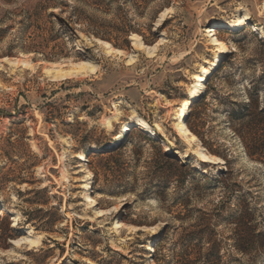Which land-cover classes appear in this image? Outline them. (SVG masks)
I'll list each match as a JSON object with an SVG mask.
<instances>
[{"label":"rangeland","instance_id":"rangeland-1","mask_svg":"<svg viewBox=\"0 0 264 264\" xmlns=\"http://www.w3.org/2000/svg\"><path fill=\"white\" fill-rule=\"evenodd\" d=\"M205 254L264 264V0H0V264Z\"/></svg>","mask_w":264,"mask_h":264},{"label":"bare ground","instance_id":"bare-ground-1","mask_svg":"<svg viewBox=\"0 0 264 264\" xmlns=\"http://www.w3.org/2000/svg\"><path fill=\"white\" fill-rule=\"evenodd\" d=\"M243 21H244L243 18L239 17V18H237V19H235V20H233L231 22L234 23L235 25H241V24L244 23ZM211 37H212V41H213L212 45L217 46V48H218L216 50V55H217V58H218L224 53L225 45L220 39H218L216 37V32L214 30H212V32H211ZM99 42H101V41H99ZM196 80H197L198 84L191 88L190 95H194L196 92H198L199 89L202 88V83L201 82L203 81V79H202L201 75H198ZM190 104L191 103L188 101V99L183 100L182 104L180 105V108H178V112H180V113L177 114L176 117L183 118L185 116L186 112L189 110ZM136 124L141 126V127H147V123L141 118L137 119ZM123 126H124L123 130H126L129 125L127 124V125H123ZM181 128H183L185 134H190V136H191L190 139L191 140H197L195 135L191 134L189 132V130L187 129L185 124H182L180 126V129ZM221 161H222V158H220V157L216 158V163L217 162L219 163ZM91 202L95 203V200L93 198H91ZM30 242L33 244V242H35V241H30Z\"/></svg>","mask_w":264,"mask_h":264},{"label":"trees","instance_id":"trees-1","mask_svg":"<svg viewBox=\"0 0 264 264\" xmlns=\"http://www.w3.org/2000/svg\"><path fill=\"white\" fill-rule=\"evenodd\" d=\"M189 127L192 131H194L193 128L190 126V124H189ZM250 219H251L250 211L248 209L240 212L238 218L235 219V221H237L240 225L239 233H237V235H236L237 237L235 238V243H236L238 249L243 250V251L246 249V247H245L246 241L248 240V238H251V236L253 234L252 233L253 232L252 227L247 224V222H249ZM198 233L199 234H196L197 235L196 238H189L188 241L192 242L193 240L198 239L200 241V243H203L206 240H207V243L212 242L211 238H209V237L207 238L206 236H204L203 231H199ZM188 247H189V245L186 246V248H188ZM204 256L205 257L203 260V264H214L213 260H211L209 258L208 254H205Z\"/></svg>","mask_w":264,"mask_h":264}]
</instances>
